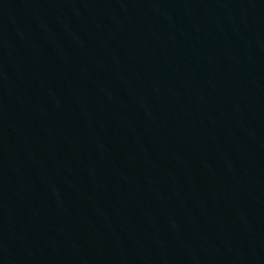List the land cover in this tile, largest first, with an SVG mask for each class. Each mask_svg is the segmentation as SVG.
<instances>
[{
	"label": "water",
	"instance_id": "water-1",
	"mask_svg": "<svg viewBox=\"0 0 264 264\" xmlns=\"http://www.w3.org/2000/svg\"><path fill=\"white\" fill-rule=\"evenodd\" d=\"M0 211L27 264H264V0H0Z\"/></svg>",
	"mask_w": 264,
	"mask_h": 264
}]
</instances>
